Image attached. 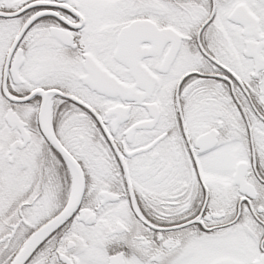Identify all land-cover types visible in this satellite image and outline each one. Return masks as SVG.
<instances>
[{
  "label": "snow or ice",
  "instance_id": "snow-or-ice-1",
  "mask_svg": "<svg viewBox=\"0 0 264 264\" xmlns=\"http://www.w3.org/2000/svg\"><path fill=\"white\" fill-rule=\"evenodd\" d=\"M0 264H264V0H0Z\"/></svg>",
  "mask_w": 264,
  "mask_h": 264
}]
</instances>
